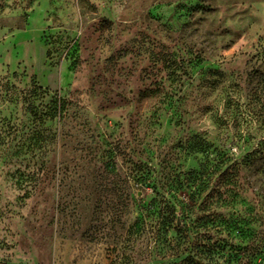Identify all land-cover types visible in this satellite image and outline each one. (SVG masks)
Masks as SVG:
<instances>
[{
	"label": "rangeland",
	"instance_id": "374dc122",
	"mask_svg": "<svg viewBox=\"0 0 264 264\" xmlns=\"http://www.w3.org/2000/svg\"><path fill=\"white\" fill-rule=\"evenodd\" d=\"M181 222L260 264L264 0H0V264H185Z\"/></svg>",
	"mask_w": 264,
	"mask_h": 264
},
{
	"label": "trees",
	"instance_id": "16d2710c",
	"mask_svg": "<svg viewBox=\"0 0 264 264\" xmlns=\"http://www.w3.org/2000/svg\"><path fill=\"white\" fill-rule=\"evenodd\" d=\"M204 218L206 221L202 225L208 227V217ZM201 220L203 218H199L198 222ZM158 224L165 225L166 223L162 220ZM200 225L201 223L195 225L193 222H181V227L176 229V235L169 239V244L166 246L168 250L163 249L165 252L163 258H182L181 262L185 264H221L222 259H225L227 264L238 261L240 264H249L250 256L248 254L243 252L244 256L242 257L240 252L229 253L227 251L228 242H224V240L214 241L207 229L200 230ZM230 227L231 224H228L227 228L230 229ZM256 252L257 255H260L259 263L262 264L264 252L261 248L256 249Z\"/></svg>",
	"mask_w": 264,
	"mask_h": 264
}]
</instances>
